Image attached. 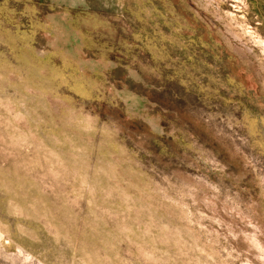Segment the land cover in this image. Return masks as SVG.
<instances>
[{
    "label": "rangeland",
    "instance_id": "obj_1",
    "mask_svg": "<svg viewBox=\"0 0 264 264\" xmlns=\"http://www.w3.org/2000/svg\"><path fill=\"white\" fill-rule=\"evenodd\" d=\"M57 1L126 68L0 0V264H264V0Z\"/></svg>",
    "mask_w": 264,
    "mask_h": 264
},
{
    "label": "crops",
    "instance_id": "obj_2",
    "mask_svg": "<svg viewBox=\"0 0 264 264\" xmlns=\"http://www.w3.org/2000/svg\"><path fill=\"white\" fill-rule=\"evenodd\" d=\"M47 1L55 7L46 12L45 10L40 11V4L38 5L37 14L39 13V15L36 27L39 33L50 34V38L46 43L50 46L49 51L56 55L57 60L72 62L78 70L87 71L88 73H105L115 67L126 68V64L121 63L119 57L114 55L113 51H108L102 55V52L95 53V50H93L91 54H88L87 50L90 48L88 49L85 31L76 27L72 21L71 12L73 7L68 9V6L64 5L66 3L57 0ZM100 64H103V66H96ZM123 87L121 85L120 88ZM129 92L136 95L131 89ZM137 97L141 98L139 94Z\"/></svg>",
    "mask_w": 264,
    "mask_h": 264
}]
</instances>
